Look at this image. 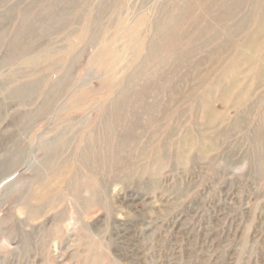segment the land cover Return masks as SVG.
Returning <instances> with one entry per match:
<instances>
[{"label":"rangeland","instance_id":"1","mask_svg":"<svg viewBox=\"0 0 264 264\" xmlns=\"http://www.w3.org/2000/svg\"><path fill=\"white\" fill-rule=\"evenodd\" d=\"M184 1L0 0V264H264V40L247 44L256 19L244 16L255 3L191 55L148 66ZM146 65L167 91L134 87ZM205 87L209 106L192 109L184 98ZM124 128L132 140L114 150ZM100 137L98 165L87 155Z\"/></svg>","mask_w":264,"mask_h":264},{"label":"bare ground","instance_id":"2","mask_svg":"<svg viewBox=\"0 0 264 264\" xmlns=\"http://www.w3.org/2000/svg\"><path fill=\"white\" fill-rule=\"evenodd\" d=\"M247 1L248 0H186V1H184L181 5H179L177 7L178 13L173 14L172 12H169L168 13L169 15L166 16L167 18L162 21L161 27L158 28L156 37H155V39L153 41L152 49H151V53H150V57L148 59L147 65L150 66V64H152L153 66H158L159 63L157 64V61L165 62V60H166L165 58L166 57L162 56L161 54L162 53H166V52H168L169 57L170 56H174L175 57L177 54H179V56H180V54H190L191 55V52L192 51L194 52V48L193 47H195L192 44H194V42H197L199 40H203L204 35H206L210 31L211 28H215L216 26H219V27L223 28L222 30L225 31L227 29L226 31H228L229 27L228 26L225 27L223 25V23H222L224 21V18H227V16H231V15L237 13L236 11L242 9L243 8L242 5L246 4ZM252 1L255 3V5L253 7V10H251V15H249L248 12H246L244 14L245 17H250V18L253 17V18L256 19L254 27L253 28L250 27L251 34L247 38V40H248L247 44L249 45L250 43H252L253 36L257 35V37L259 38V39H257L258 42H255L253 46H256V45L258 46L259 44L261 45L262 44L261 43L262 40H264V13L261 11L262 6L264 5L263 4L264 0H252ZM207 17H210V21L208 23L204 24L203 21ZM214 17H216V22L214 23V26L212 27V20L214 19ZM248 21L246 23L245 22L242 23L243 28H245L247 26ZM183 23L184 24L187 23V25H186V27L184 29H181ZM177 26H180V28H178ZM239 28L240 27H238L237 29H239ZM179 29H181L179 34L178 35H174L173 33L176 32ZM245 29H247V28H245ZM197 30L200 31L199 34H202V36H198V37L195 36L194 38H191V36L194 35L197 32ZM228 32H230V31H228ZM228 32H226V33H228ZM163 35L172 36V37L170 39H168V40H162V36ZM158 36L160 37V39H158ZM189 38H190V42L188 41ZM212 41H213V39L211 40V42ZM195 49H196V47H195ZM243 59H245V58L241 57L240 61L243 60ZM225 60L226 59H224L223 61L226 62ZM147 65H146L145 69L142 71V73L139 75L140 77L138 76L139 78H134L133 79V81L136 80V82L133 83L134 87L135 88L136 87L139 88V93H140V91L141 92H146L148 95L149 94H154V93L157 94V93L162 92L163 90L167 91V89L162 88L163 86H160V85H156L155 87H153V83H154L153 80H158V79H156V78H147L146 77L147 76L146 72H147V69H148ZM228 70H229V68L227 69V71ZM158 75H159V73H158ZM209 75H211V73L205 72L201 76L202 77H206V76H209ZM230 77H231V75H227V78H230ZM142 79H143V81L141 83H139L138 81H140ZM209 79L210 78H206V79L202 78L204 83H206ZM234 79L235 78H230L228 80H230L232 82ZM166 80H169V79L167 78ZM183 86L185 87V85H183ZM210 90H211L210 87H207V88L205 87L203 89V91H201L200 93H198V91H192L191 92V96H189L188 98H184V99L190 100V102L193 100V103L191 105L192 109L193 108H197L198 104L202 105L203 102L205 103V107H208L209 104H210V101H211L209 99ZM170 91L174 92V88L170 87ZM204 92H205V95H203ZM177 93L176 94L174 93L175 97L169 96V98H168L169 103H171V101L173 99H174V101L176 100L177 103L180 101L181 98H179L177 100V96H179ZM130 95L131 94H127L125 96V98H124L123 103H122L123 108H124L125 111L128 110V106H129L128 101H129ZM203 96H205V99L202 98ZM163 102H165V101H163ZM179 105H181V104H179ZM185 106H186V104H185ZM178 110H179V108H178ZM166 111H168V110H166ZM173 112H172V114H173ZM191 114H192V110H191ZM178 115H179V113L176 116H178ZM165 116L166 115H164V116L162 115L163 118ZM180 116L182 117V115H180ZM112 118H113L112 121L109 119L108 122H107L108 126H106V131H107V136L106 137L110 136V134L108 133L110 130H111V132L112 131L114 132V129H113L112 126L115 125V122L117 120H119V122H120V119L122 118V115L120 117V114L117 111H114ZM114 118H115L116 121H114ZM163 118H161L160 120H162ZM168 118H169V116H168ZM170 120H172V118ZM155 121H158V117L153 119V122H155ZM135 126H137V124H135ZM165 127H167V126L164 125L162 127V128H164V130H165L164 132L165 133L170 132V130L172 129V127H167V128H165ZM124 130L127 131L128 133H122L121 135H122L123 138H121L120 136H119V138H115V139H113V137L111 138V139H113L114 150H115V146H117V145H121L124 148V146H128V144H130L129 142H130V140H132V139H130V137L132 135L129 132V130H127L126 128H124ZM113 132L111 133L112 136L115 135V133H113ZM260 133H261V135H259L258 138L261 136V138H262L261 141L264 143V133H262V132H260ZM170 135L173 136L174 133L173 132L167 133V136H170ZM115 140H118L117 144L115 143ZM103 141L107 144V141L102 140L101 137L100 138H95L94 139V143L91 146H89V148H88V155L87 156L95 157L96 158V162H97L98 165L101 164L100 162L102 160H101V156L99 155V153L101 151H100V149L98 150L96 148V146H97V144L99 142V148L102 147L101 144L103 143ZM160 143H161L160 144V146H161L163 143L162 142H160ZM258 143H261V142L258 141ZM166 147H167V145H166ZM108 150L110 151V150H112V148H108ZM141 171L145 173V168L142 167Z\"/></svg>","mask_w":264,"mask_h":264}]
</instances>
